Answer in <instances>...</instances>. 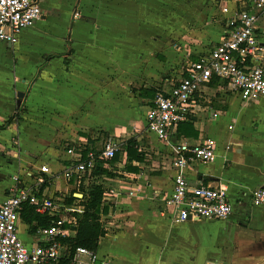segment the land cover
I'll list each match as a JSON object with an SVG mask.
<instances>
[{"label": "crops", "instance_id": "crops-1", "mask_svg": "<svg viewBox=\"0 0 264 264\" xmlns=\"http://www.w3.org/2000/svg\"><path fill=\"white\" fill-rule=\"evenodd\" d=\"M60 1L69 7L63 33L37 37L28 31L13 46L0 42L20 53L10 81L21 101L17 112L43 120L35 129L19 119L16 125L12 120L2 124L4 113L0 115V204L13 175L41 165L50 171L49 194L72 192L80 200L83 195L76 194L77 185L63 178L72 163L64 149L85 155L100 151L103 141L111 139L121 149L117 160L108 164L114 176L93 178L103 177V188L113 193L104 203L107 213L100 215L104 235L95 249L100 258L113 264H264V204L254 207L250 200L253 190L264 188V98L243 104L235 96L215 93L212 84L205 91V103L189 120L197 136L186 138L176 131L177 139L190 144L203 138L215 142V160L192 163L187 179L191 186L226 190L233 205L226 220L171 221L162 202L173 176L169 149L146 131V114L155 93L174 82L165 77L167 70L194 62L217 45L224 30L222 14L213 23L177 35L178 49L172 50L163 46L160 32L156 36L154 29H135L132 20L119 21L117 8L97 13L96 7L85 16L72 17L75 0ZM227 3L232 1H222ZM53 7L45 0L37 22L53 13ZM259 25L264 26V16ZM36 38L51 48L34 53ZM183 70L174 75L175 80ZM215 112L218 115L212 119ZM129 139L135 140L142 161L127 160L122 147ZM106 166L102 168L109 170ZM30 210L25 207L21 213L18 234L31 248L38 242L35 229L42 226L24 220Z\"/></svg>", "mask_w": 264, "mask_h": 264}, {"label": "built area", "instance_id": "built-area-1", "mask_svg": "<svg viewBox=\"0 0 264 264\" xmlns=\"http://www.w3.org/2000/svg\"><path fill=\"white\" fill-rule=\"evenodd\" d=\"M45 0H0V42L13 46L19 34L32 27L43 16ZM223 4V34L220 41L194 62L187 63L181 77L155 94L146 114V131L165 144L173 170L170 191L163 197L164 208L174 223L222 221L233 213V205L222 187L191 186L187 172L192 163L210 164L216 158L215 142L203 138L198 143L177 139V127L190 120L205 103V91L212 89L219 95L235 96L243 104L264 98V0H230ZM218 113L211 115L212 119ZM120 145L111 139L103 141L99 152L85 155L75 149H66L72 157L71 165L63 171L66 182L84 185L93 179V171L110 162L119 152ZM34 171V172H33ZM21 169L11 177L6 197L0 204V264H113L100 258L95 250L77 247L72 254L62 240L74 236L77 218L84 210L82 200L65 203L67 193L49 194V169L41 165ZM112 192L104 193L105 203ZM75 197V195H73ZM251 204H264V188L250 194ZM25 207L46 217L50 225L37 227V243L27 247L19 237L18 224Z\"/></svg>", "mask_w": 264, "mask_h": 264}, {"label": "rangeland", "instance_id": "rangeland-1", "mask_svg": "<svg viewBox=\"0 0 264 264\" xmlns=\"http://www.w3.org/2000/svg\"><path fill=\"white\" fill-rule=\"evenodd\" d=\"M222 1L225 0H131L130 2H127L126 0H87L86 2L85 0H75L71 6L69 14L72 15V17H78L79 15L85 16L86 11L87 13L94 12L96 7L100 9L97 13L105 12L106 9H110V7L112 9L117 8L116 11L118 12L117 15L119 16V21L132 20L135 22V25L137 24L135 29L142 30L143 28L141 27H144L145 29H154L156 31V36H159L157 32H160V37L162 35H164L162 37H165L162 41L165 43L163 46L168 49L172 48L173 50L177 45L174 39L180 33L196 30L205 26V24L213 23L214 20L217 21L216 18L221 15V7H223ZM47 2L53 4V13H51V11L46 13L45 20L36 22L31 28L19 34V39L28 31L37 37L41 36L43 33L61 34L65 31L66 22L68 21L69 16L67 12L69 8L68 3L60 0H47ZM96 4L97 6H95ZM101 9H105V11H102ZM59 36L60 35L53 38L57 40ZM35 40V43H33V46L35 47L34 53L41 49L48 50L51 48L48 47L49 44H46L45 40H40L39 38H36ZM175 49H178V47L176 46ZM40 53L41 52L39 51L36 56ZM155 53L157 52H153V55H155ZM19 57L20 53L18 49H6L3 44H0V115L4 113V122H2V124H6L8 120H12V125H16L19 119L24 121L26 125L30 127L33 126L36 129L38 125H42V122H39L43 121L42 119L25 117L24 113L20 115L16 110L17 107H20L21 101L17 99L15 87L11 86L10 81L14 80V67L18 65ZM26 58L28 62V60L31 59V56L27 55ZM186 65L187 63L184 64V62L180 65H175L172 70H167L165 77H167L169 81H175L177 77L174 75L177 73L179 74L181 69L185 68ZM12 113L15 114L11 116ZM43 151L46 153L45 149H43ZM63 152H66V149H64ZM106 164L104 166H106V168L109 169L108 171L111 172L112 168L108 166L109 163ZM102 182H104V178L100 177L99 179L89 181V183L84 186L86 188L91 185V187H93V185L102 186ZM103 190L104 193H110L107 189L103 188ZM85 192H87V190ZM76 194L81 193L77 192ZM61 195L62 194H59L57 196ZM110 197H112V195H110L108 199Z\"/></svg>", "mask_w": 264, "mask_h": 264}, {"label": "trees", "instance_id": "trees-1", "mask_svg": "<svg viewBox=\"0 0 264 264\" xmlns=\"http://www.w3.org/2000/svg\"><path fill=\"white\" fill-rule=\"evenodd\" d=\"M9 121L11 120H8L6 124H8ZM177 132L180 136H184L186 138L197 136V132L193 129L191 121L179 124L177 127ZM122 148L126 152L128 161L134 160L136 162H139L143 160V155L137 151L136 142L134 139L125 141ZM119 152H117L114 158L110 162H108L110 165H112L113 162L117 160ZM92 174L95 177L114 176L110 171L101 167L95 169ZM70 182H72V180ZM84 182L85 179H78L76 190L78 193H81L83 195L81 200L83 201L82 205L84 207V210L81 214H75L77 223L76 227L73 229L74 236L62 240V243L67 246L70 254H72L77 247H84L89 250H95L98 245L99 238L104 235V229L100 223V215L107 213V207L104 206V203L102 202L104 190L101 185H93V187H91V185L90 187L86 188L84 186ZM86 190L87 192H85ZM65 198V203H71L74 200H77L72 196V192L65 196ZM30 209V211L26 212L25 215H23L26 222L29 223L32 220H36L38 222V226L46 227L50 225V221L48 219L38 216L33 212L32 208ZM27 213L30 215L26 217Z\"/></svg>", "mask_w": 264, "mask_h": 264}, {"label": "water", "instance_id": "water-1", "mask_svg": "<svg viewBox=\"0 0 264 264\" xmlns=\"http://www.w3.org/2000/svg\"><path fill=\"white\" fill-rule=\"evenodd\" d=\"M24 94L23 93H18L19 98H23Z\"/></svg>", "mask_w": 264, "mask_h": 264}]
</instances>
